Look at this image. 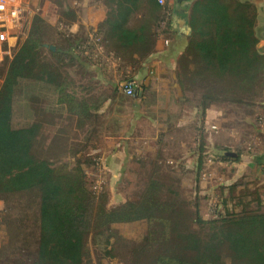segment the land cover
Listing matches in <instances>:
<instances>
[{"label": "rangeland", "instance_id": "374dc122", "mask_svg": "<svg viewBox=\"0 0 264 264\" xmlns=\"http://www.w3.org/2000/svg\"><path fill=\"white\" fill-rule=\"evenodd\" d=\"M76 1H27L33 9L31 18L41 20L35 39L56 46L64 45L66 37L83 41L85 28L71 32L79 11ZM31 20L20 44L33 28ZM107 50H97L93 59L103 65L100 77L110 80V85L77 65L62 66L46 51L40 52V61L58 68L59 85L31 78L18 81L11 125L42 126L46 136L35 144L36 157L56 167L79 166L87 189L103 196L108 208L134 200L151 178L166 190H175L187 211L197 207L205 220L239 213L247 204L252 210L259 204L264 212V76L256 79L251 91L238 93L242 103H212L211 122L204 125L197 105L205 89L194 81L181 86L164 74L158 81L141 83L139 99L126 97L120 89L125 80L113 76ZM123 63L133 62L127 56ZM6 69V63L0 64V87ZM174 83L181 97L176 98ZM225 92L207 93L228 99ZM33 195L23 192L0 198V264H18L35 252ZM177 223L191 224L189 219ZM150 227L152 222L141 220L90 233L83 264H132L134 248Z\"/></svg>", "mask_w": 264, "mask_h": 264}, {"label": "trees", "instance_id": "16d2710c", "mask_svg": "<svg viewBox=\"0 0 264 264\" xmlns=\"http://www.w3.org/2000/svg\"><path fill=\"white\" fill-rule=\"evenodd\" d=\"M108 2L111 10L97 28L106 33L112 47L107 55L120 62L127 56L133 62V55L144 60L152 52L161 23L165 22L162 32L169 31L166 3ZM139 11L142 17L133 18ZM40 21L38 17L31 20L33 28L28 37L19 43L11 59L4 61L7 69L0 87V198L31 192L37 204L35 252L18 264H83L90 233L141 220L152 222V227L134 248L137 253L132 264H264V212L259 204L253 210L247 204L239 213L205 220L197 207L187 211L175 190H166L161 182L150 178L134 200L108 208L103 196L87 189L79 166L56 167L50 160L36 157L35 144L46 136L42 126L35 123L13 128L11 117L19 80L31 78L45 85H59L58 68L41 62V51L64 67L77 65L96 74L103 85L112 84L100 77L103 65L93 59L97 49L87 45L89 38L77 41L66 37L61 46L45 44L35 39ZM187 23L190 39L178 59L176 79L181 86L194 81L205 89L197 105L203 122L212 103H242L244 98L238 93L251 91L258 84L256 79L264 76V61L255 48V14L249 5L234 0H197ZM102 43L101 39L98 46ZM212 89H224L229 98L207 93ZM142 90L143 86L134 88L133 97L139 99ZM183 219L191 224L177 223Z\"/></svg>", "mask_w": 264, "mask_h": 264}, {"label": "crops", "instance_id": "0c3cea01", "mask_svg": "<svg viewBox=\"0 0 264 264\" xmlns=\"http://www.w3.org/2000/svg\"><path fill=\"white\" fill-rule=\"evenodd\" d=\"M197 0H167L165 8L167 11L169 31L162 32L164 28L160 25V30L156 34V38L153 44L152 52L144 59L140 60L137 57L133 63L125 64L119 60L113 58L110 55V65L108 66L112 70V74L119 79L132 82L134 88H137L141 83L149 84L150 80L158 81L166 75H170L172 81L176 80L177 62L180 56L185 51L189 42L188 31V17L192 9L193 4ZM236 3L246 4L251 7L255 14L254 35L257 40L256 51L261 56H264V0H234ZM76 6L79 11L76 12L77 21L72 23L71 32L78 31V28L82 26L87 31V38L91 36H97L101 43L102 39V51L109 49L110 42L106 39V33L104 31L97 30L98 26L102 24L110 12V4L108 0H77ZM145 4L142 5L144 7ZM142 11H139L133 18L140 19L142 17ZM133 20L131 21L132 24ZM108 51V50H107ZM131 58V57H130ZM126 82V81H125ZM173 88H176L174 94L177 97H181L180 91L177 90V85L174 83ZM125 96V95H124ZM128 97V96H126ZM136 100V97H132ZM145 98V96H142ZM213 110L209 107L205 111L204 125H208L211 122ZM106 165H109L108 162Z\"/></svg>", "mask_w": 264, "mask_h": 264}, {"label": "built area", "instance_id": "2783aa9c", "mask_svg": "<svg viewBox=\"0 0 264 264\" xmlns=\"http://www.w3.org/2000/svg\"><path fill=\"white\" fill-rule=\"evenodd\" d=\"M27 1L29 0H0V64L6 59H11L16 47L23 39L26 28L30 25L33 9ZM157 2L162 6L165 4V0H157ZM161 27H165V22ZM89 41L90 47L95 46V49H100L97 38H90ZM120 89L125 96H133L132 82L123 83Z\"/></svg>", "mask_w": 264, "mask_h": 264}, {"label": "water", "instance_id": "95a60500", "mask_svg": "<svg viewBox=\"0 0 264 264\" xmlns=\"http://www.w3.org/2000/svg\"><path fill=\"white\" fill-rule=\"evenodd\" d=\"M52 50L54 49L53 47H50Z\"/></svg>", "mask_w": 264, "mask_h": 264}]
</instances>
